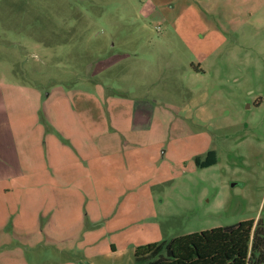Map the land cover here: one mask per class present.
Listing matches in <instances>:
<instances>
[{
    "label": "rangeland",
    "instance_id": "1",
    "mask_svg": "<svg viewBox=\"0 0 264 264\" xmlns=\"http://www.w3.org/2000/svg\"><path fill=\"white\" fill-rule=\"evenodd\" d=\"M2 186L0 264H135L137 242L264 227V0H0ZM41 186L107 213L85 229L118 250L46 242Z\"/></svg>",
    "mask_w": 264,
    "mask_h": 264
},
{
    "label": "trees",
    "instance_id": "2",
    "mask_svg": "<svg viewBox=\"0 0 264 264\" xmlns=\"http://www.w3.org/2000/svg\"><path fill=\"white\" fill-rule=\"evenodd\" d=\"M197 166L216 163L213 149L204 159L195 157ZM264 227L260 220L239 221L172 237L167 242H149L134 249L136 264H261L264 263ZM163 251V252H162Z\"/></svg>",
    "mask_w": 264,
    "mask_h": 264
},
{
    "label": "crops",
    "instance_id": "3",
    "mask_svg": "<svg viewBox=\"0 0 264 264\" xmlns=\"http://www.w3.org/2000/svg\"><path fill=\"white\" fill-rule=\"evenodd\" d=\"M80 160L82 162H87L86 157L81 158ZM79 164H81V163L79 162L78 165ZM48 174H49L48 177H44V179H46L45 181L47 183H50V185L53 188H55L54 185H56L57 183H66L67 182V181L63 180L62 178H56L55 176L51 175L50 173H48ZM40 180H43V179H40ZM40 180L37 179L36 182L42 184L40 182ZM7 190H8V187H5V186L0 187V194H3ZM54 192L55 191H50L49 189L43 190L42 186L36 187L35 191L33 192L36 195V199L38 201L42 202V204L44 205L43 207H41L39 209L33 210L32 214H33L34 218H35V216L39 220L42 218L41 220H43V221L40 220L41 222L39 221V225L41 226L40 231L46 232V233H44V237L47 240L46 242L54 243L55 240H57L54 238L56 235L53 232H57V231L58 232H63V231L66 232L70 229H74L77 232L76 234H77L78 240L83 242V244H85L88 247L89 246L91 247L94 244L98 245L99 241L101 240L102 244H105L104 245L105 250L106 249H107V251H108V249H110L111 251H117L118 250V245L116 244L115 241L110 240V239H103V238H101V237H103L101 234L99 237H97L98 233H96L94 230L88 231L87 229H85V223H84L85 222V219H84L85 213L88 216V220L92 223H96V222L100 221V219L103 217V215H106L107 213L100 212L98 209L99 207L92 210L90 213L87 212L86 209H85L86 212H83L82 211V205L84 203L85 198L84 197L82 198V195H80L79 192H78V197H79L80 201H78L79 203L77 204V207H74L73 209L68 207V206L62 207L61 204L59 203L58 195L54 194ZM20 204L21 205L17 209L18 210V216L16 217L17 219L14 221L15 227H18V221H20L19 220L20 216L23 214H27L26 211L23 212V210H22L23 209L22 203H20ZM102 210H104V204H103ZM74 216L76 217L77 224L74 220H72L75 218ZM110 222H111V220H110ZM106 229L107 228H105V226H104L100 229H95V230H99L100 232H104V230H106ZM81 230H83V232L81 234H79V232ZM95 237H97V238L95 239ZM41 238H42V236L40 237V240H41ZM66 238H67V236H64L62 240H65ZM89 239H92V240H89ZM152 242H154V241H152ZM146 243H149V242H146ZM146 243H141V244H146ZM138 244L139 243L137 242L136 245L138 246ZM128 245L130 246L131 244L129 243ZM132 246H135V245L133 244ZM134 261H135V259H134Z\"/></svg>",
    "mask_w": 264,
    "mask_h": 264
}]
</instances>
